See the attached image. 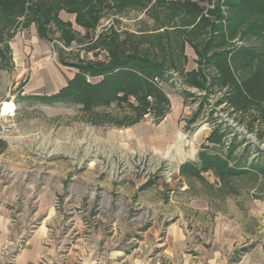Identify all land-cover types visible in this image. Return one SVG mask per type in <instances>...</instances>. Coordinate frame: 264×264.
I'll return each mask as SVG.
<instances>
[{"label": "trees", "instance_id": "obj_1", "mask_svg": "<svg viewBox=\"0 0 264 264\" xmlns=\"http://www.w3.org/2000/svg\"><path fill=\"white\" fill-rule=\"evenodd\" d=\"M199 1H206L207 6ZM199 1L0 0V39L6 33L12 37L23 17V24L36 25L40 38L50 40L47 33L51 29L65 46L74 42L85 45L86 52L96 51L94 58L70 62L59 57L63 65L75 69L73 76L54 93L32 95L42 103L80 105L83 120L93 126L129 127L146 115L155 121L162 119L170 110V99L162 88L170 71L205 91L204 96L222 93L216 105L224 103L243 121L247 117L250 129L256 123L264 125V68H254L264 57V0ZM61 10L75 14V23L84 28V35L59 17ZM138 10H150L154 18L163 12L167 22L150 29L111 23L94 34L107 11L116 16ZM186 45L196 55L197 68L191 71H185ZM101 51L104 57H99ZM242 61L250 68L245 75L237 72ZM226 131L217 123L206 137L212 146L202 145L196 161L181 164V175L202 178L203 172H211L224 188L254 168L264 172L255 162L246 167L242 157L232 161L235 142L224 149Z\"/></svg>", "mask_w": 264, "mask_h": 264}, {"label": "rangeland", "instance_id": "obj_2", "mask_svg": "<svg viewBox=\"0 0 264 264\" xmlns=\"http://www.w3.org/2000/svg\"><path fill=\"white\" fill-rule=\"evenodd\" d=\"M200 5L207 6V3L202 1ZM150 14V10L147 12L138 10L114 16L111 11H107L94 34L103 31L104 27L111 23H114L116 27H127L128 29L138 27L150 29L158 22H167V19L163 18V12L157 13L155 18ZM20 20L12 37L6 33L0 39L2 53L0 55L2 134L0 133V136H8L16 150L17 146H21L19 139H16L19 134L25 133L33 138L38 133L39 138L32 140V145L29 144V146L48 148L53 145L46 140V134L59 132L58 136L61 141L59 139L56 146L60 150L65 143H70L68 132L72 131L73 147L78 150L77 155H74L75 161L81 157L84 149L90 148L91 153L102 149L103 146L97 143L95 136L104 133L112 128L111 126H93L85 122L81 106L78 104L72 102L42 103L34 96L27 94L52 81L68 80V76L73 75L75 69L62 65L59 57L70 62L81 58H94L93 53L96 51L86 52L84 51L85 45H77L74 42L65 46L56 40L57 33H51V29L47 33L50 40L41 39L37 35L36 25L32 23L25 25L26 22L23 24L22 22L25 21L23 17ZM74 30L79 31L81 36L85 33V30L77 25H74ZM87 40L88 37H85L84 41ZM190 53L191 47L186 45L184 49L187 58L185 67ZM104 55V51L99 52V57H104ZM195 66L197 68V64ZM254 68H264V57L254 65ZM191 70L193 69L185 68V71ZM237 72L245 75L250 72V68L245 67L242 61L237 67ZM162 88L169 97H172V104L175 96L178 98L180 95L183 99L179 120L183 122L182 130L187 138L192 140L189 146L194 151L198 153L202 145L212 146L206 141V137L218 123L227 130L223 138L224 149L235 142L232 161L237 157H242L246 167L251 162H255L264 169V125L259 126L256 123L250 129L247 117L243 121L240 114L231 112L224 103L216 105L222 93L215 92L204 96L205 91L184 82L183 77L175 71L169 72V79L162 82ZM7 106L10 111L4 113L3 110ZM196 111L197 114L194 115L196 119L190 121V117ZM15 150L9 152L11 161L17 159ZM60 154L61 152L57 159H64ZM157 162L147 163L146 160L136 156L130 161L123 155L118 171L113 175L116 181L121 182L117 184L118 187L101 188L95 186L90 178L85 197L91 199H85L82 204L76 203L77 200L72 201V207L77 211L81 210L90 227L132 229L152 220L162 227L179 216L183 226L193 232L194 238H196L194 233L204 234L208 238L217 234L216 230H218L217 236L220 235L218 243H222V238L229 237L230 233L235 239L238 235H243L241 233H245V240L258 238V235L263 233L261 230L264 229V172L254 168V172L237 177L232 181L231 186L222 188L217 177L211 172H203L202 178L184 177L180 173V167L178 170L176 168L177 162L176 164L170 162V165L163 161L158 164ZM79 169L74 170L75 174H79V178L74 182L81 185L82 182L79 179L82 174L79 173L81 172ZM26 173L29 175L28 170ZM70 174L67 173L66 178L54 179L52 177V179L66 185L70 181ZM11 175L16 178L17 174L11 172ZM97 175L103 176L104 173ZM139 181L145 182L139 184ZM147 181L150 183L146 184ZM145 184L146 186L142 187ZM77 192L81 196V190L78 189ZM93 197L102 199H92ZM57 210L67 211V207L63 208L59 200ZM17 222V217H15L14 223L17 224Z\"/></svg>", "mask_w": 264, "mask_h": 264}, {"label": "crops", "instance_id": "obj_3", "mask_svg": "<svg viewBox=\"0 0 264 264\" xmlns=\"http://www.w3.org/2000/svg\"><path fill=\"white\" fill-rule=\"evenodd\" d=\"M59 17L71 22L73 28L77 25L74 13L61 10ZM195 59L191 48L188 57L191 62L185 68H196ZM66 81H52L27 94L54 93ZM169 99L170 110L162 119L155 121L146 115L135 125L109 128L95 136L103 148L94 153L90 148L84 149L77 161L72 131L68 132L70 143L60 150L56 146L59 132L46 134V140L53 145L48 148L29 146L39 138L38 133L33 138L19 134L16 139L21 146L16 150L8 136H0V264H264L262 234L245 240V233L237 239L230 233L218 243L220 235L217 236L216 230L212 237L197 232L194 238L179 216L162 227L155 220L132 229L90 227L81 210L72 207V201L82 204L85 199H91L85 197L90 178L101 188L118 187L121 182L113 175L123 155L130 161L136 156L147 163L177 162V170L181 164L195 161L198 153L189 146L192 140L187 138L179 120L183 99L175 96L173 104L172 97ZM1 130L0 124V133ZM14 150L17 159L11 161L9 152ZM59 152L64 159H57ZM79 168L81 185L74 182L79 178L74 170ZM11 172L17 174L16 178ZM67 173L71 174L66 185L54 180L66 178ZM59 200L67 211L57 210ZM15 217L21 224L14 223Z\"/></svg>", "mask_w": 264, "mask_h": 264}, {"label": "bare ground", "instance_id": "obj_4", "mask_svg": "<svg viewBox=\"0 0 264 264\" xmlns=\"http://www.w3.org/2000/svg\"><path fill=\"white\" fill-rule=\"evenodd\" d=\"M9 111H10V108H9L8 106L5 107L4 110H3L4 113H7V112H9Z\"/></svg>", "mask_w": 264, "mask_h": 264}]
</instances>
